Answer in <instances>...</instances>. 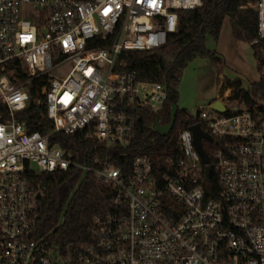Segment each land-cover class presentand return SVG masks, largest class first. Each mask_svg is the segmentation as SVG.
<instances>
[{
	"label": "built area",
	"instance_id": "obj_1",
	"mask_svg": "<svg viewBox=\"0 0 264 264\" xmlns=\"http://www.w3.org/2000/svg\"><path fill=\"white\" fill-rule=\"evenodd\" d=\"M200 4L0 0V104L6 107L0 114V264H264L263 97L249 106L226 88L217 98L224 112L212 102L198 109L202 130L213 138L204 148L208 173L190 127L179 131L181 155L168 158L160 175L145 154L126 171L109 157L95 156L90 164L51 144L55 133L88 129L106 149L126 145L134 126L126 108L160 110L166 86L137 80L123 62L117 71L119 55L164 46L177 31L178 10ZM249 6L257 12V43L264 38V0ZM261 53L264 58V47ZM34 81L42 82L34 102L44 104L52 124L47 133L16 118ZM158 125L160 117L148 127L159 131ZM73 168L93 173L112 195L92 218L91 240L70 246L66 257L33 237L45 191L36 178Z\"/></svg>",
	"mask_w": 264,
	"mask_h": 264
},
{
	"label": "trees",
	"instance_id": "obj_2",
	"mask_svg": "<svg viewBox=\"0 0 264 264\" xmlns=\"http://www.w3.org/2000/svg\"><path fill=\"white\" fill-rule=\"evenodd\" d=\"M256 0H201L194 9L178 10V28L167 36V43L150 51H123L117 59V71L120 62L127 64L125 70H133L137 80L158 82L166 86V99L160 110L154 111L144 106L127 107L134 126L129 142L106 149L100 146L89 130H80L74 134L55 133L51 144H58L72 152L75 159L93 164V158L109 157L110 161L130 170L132 160L140 154L147 155L160 175L166 168L168 158L176 160L181 151L178 144L179 131L199 123L186 109L176 108L179 97L178 84L188 64L196 58H208L220 71L222 60L215 51L206 46L207 36L218 40L222 24L229 19L234 38L251 44L257 61L259 78L251 84L250 90L242 88L239 79H226V86L232 87L233 97L243 99L247 105L252 99L264 98V58L261 48L264 38L257 43L253 40L257 34V12L249 6ZM246 6V7H245ZM103 45V43H98ZM42 82L34 81L30 85V99L27 106L16 112V118L25 121L30 131L47 133L52 124L43 116L44 104H37L38 86ZM6 113V107L0 104V114ZM160 117V124L170 125L166 133L154 131L148 127L151 121ZM205 150L209 142L203 141ZM208 152V151H207ZM211 166L210 178L215 186ZM45 187L42 200L37 207L34 219L35 238L47 239L55 245L61 254L69 257L68 248L74 244L91 240L92 218L98 212L109 207L110 187L97 182L93 173H82L80 169L56 170L36 178Z\"/></svg>",
	"mask_w": 264,
	"mask_h": 264
},
{
	"label": "rangeland",
	"instance_id": "obj_3",
	"mask_svg": "<svg viewBox=\"0 0 264 264\" xmlns=\"http://www.w3.org/2000/svg\"><path fill=\"white\" fill-rule=\"evenodd\" d=\"M206 46L221 58V70L218 71L208 58L191 61L181 75L178 84L179 97L176 105L172 106V112L181 108L195 116L199 108H207L227 88L225 82H218V76L229 80L239 79L240 86L246 90H250L251 84L258 80L253 48L250 43L234 38L228 18L222 24L218 40L207 36ZM169 127L168 124H161L157 126V130L166 133Z\"/></svg>",
	"mask_w": 264,
	"mask_h": 264
},
{
	"label": "water",
	"instance_id": "obj_4",
	"mask_svg": "<svg viewBox=\"0 0 264 264\" xmlns=\"http://www.w3.org/2000/svg\"><path fill=\"white\" fill-rule=\"evenodd\" d=\"M211 107L217 111H222V112L225 111L224 105L222 104L221 101L218 100L213 101L211 103ZM190 130L193 134L194 145L202 159V162L206 164L205 171L206 173H208L210 169L208 166L209 158L204 150L203 140H206L208 142H213V138L206 131L202 130L201 125L199 123L190 126Z\"/></svg>",
	"mask_w": 264,
	"mask_h": 264
},
{
	"label": "crops",
	"instance_id": "obj_5",
	"mask_svg": "<svg viewBox=\"0 0 264 264\" xmlns=\"http://www.w3.org/2000/svg\"><path fill=\"white\" fill-rule=\"evenodd\" d=\"M226 79L227 78H225V77H222V76H218L217 77V80H218V82H220L221 80L223 81V82H226ZM221 83V82H220ZM227 88H232V87H229V86H226Z\"/></svg>",
	"mask_w": 264,
	"mask_h": 264
}]
</instances>
